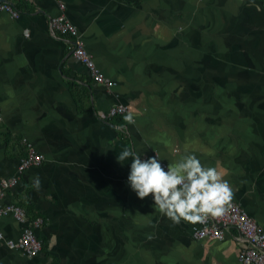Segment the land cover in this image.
<instances>
[{"label": "crops", "instance_id": "crops-1", "mask_svg": "<svg viewBox=\"0 0 264 264\" xmlns=\"http://www.w3.org/2000/svg\"><path fill=\"white\" fill-rule=\"evenodd\" d=\"M0 1L20 12L0 13V186L16 179L0 205L26 212L0 218V264H243L237 231L196 239L197 223L137 197L117 155L195 154L264 227V0ZM62 14L116 85L97 83L52 29ZM117 105L134 123L107 116ZM29 146L45 159L20 172ZM28 227L34 256L6 243Z\"/></svg>", "mask_w": 264, "mask_h": 264}, {"label": "clouds", "instance_id": "clouds-1", "mask_svg": "<svg viewBox=\"0 0 264 264\" xmlns=\"http://www.w3.org/2000/svg\"><path fill=\"white\" fill-rule=\"evenodd\" d=\"M134 123L131 114L124 118ZM125 147L117 160L121 163L131 159L127 177L132 191L141 200L152 196L154 209L167 216L173 223L182 220L203 222L208 216H221L230 206L233 192L229 182L214 167L204 165L195 154L183 155L167 169L157 154L147 159ZM37 190L39 177L33 181Z\"/></svg>", "mask_w": 264, "mask_h": 264}, {"label": "built area", "instance_id": "built-area-1", "mask_svg": "<svg viewBox=\"0 0 264 264\" xmlns=\"http://www.w3.org/2000/svg\"><path fill=\"white\" fill-rule=\"evenodd\" d=\"M61 7L65 8L62 0H56ZM9 12L11 16L18 17L20 12L14 4L7 1H0V13ZM51 26L53 30H58L60 33L72 36L73 39V54L84 63L92 77L99 84L107 87H113L117 83L108 79L105 74L99 69L91 54L86 49L84 41L81 39L77 26L73 21L69 20L65 15H59L51 18ZM129 115L127 108L124 105H117L111 108L107 116ZM2 117L0 115V121ZM45 157L35 151L32 146H29L27 155L22 158L19 167L20 172L32 166L42 164ZM162 166L167 169L166 164ZM14 180H2L0 186V198L3 195L2 189L14 185ZM227 210L221 216H208L203 222H197L194 228V236L196 239H224L230 231H237L239 237L243 241L242 249L239 252V258L244 264H264V227H261L247 212L236 202L231 201L230 206H226ZM12 215L19 221L26 219L24 208L17 205H0V218ZM41 219L35 220L38 225ZM3 239L0 233V241ZM7 245L12 248L22 249L25 254L34 256L42 250V243L37 237L35 231L31 228H26L18 240H6Z\"/></svg>", "mask_w": 264, "mask_h": 264}, {"label": "trees", "instance_id": "trees-1", "mask_svg": "<svg viewBox=\"0 0 264 264\" xmlns=\"http://www.w3.org/2000/svg\"><path fill=\"white\" fill-rule=\"evenodd\" d=\"M123 117V115H121ZM124 118V117H123Z\"/></svg>", "mask_w": 264, "mask_h": 264}, {"label": "bare ground", "instance_id": "bare-ground-1", "mask_svg": "<svg viewBox=\"0 0 264 264\" xmlns=\"http://www.w3.org/2000/svg\"><path fill=\"white\" fill-rule=\"evenodd\" d=\"M244 264V263H243Z\"/></svg>", "mask_w": 264, "mask_h": 264}]
</instances>
